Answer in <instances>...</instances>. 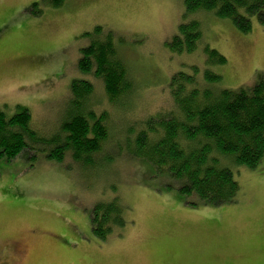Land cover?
Masks as SVG:
<instances>
[{"label": "rangeland", "instance_id": "obj_1", "mask_svg": "<svg viewBox=\"0 0 264 264\" xmlns=\"http://www.w3.org/2000/svg\"><path fill=\"white\" fill-rule=\"evenodd\" d=\"M194 19L195 49L174 51L179 23ZM251 22L243 33L229 18L186 13L183 0H65L56 8L0 0V110L11 116L26 107L36 137L32 149L0 159V264H264V157L252 169L231 166L235 201L193 206L167 188L164 172L124 155L135 149L123 126L139 130L174 107L175 73L198 67L199 83L210 85L203 71H216L213 86L234 91L264 80V24L257 15ZM94 26L115 32L136 86L117 105L77 66L81 48L97 36ZM206 45L225 64L206 61ZM82 78L93 86L92 110L107 112L110 127L90 168L71 152L61 161L46 156L72 112L71 82ZM114 198L125 224L99 242L90 231L92 207Z\"/></svg>", "mask_w": 264, "mask_h": 264}, {"label": "trees", "instance_id": "obj_2", "mask_svg": "<svg viewBox=\"0 0 264 264\" xmlns=\"http://www.w3.org/2000/svg\"><path fill=\"white\" fill-rule=\"evenodd\" d=\"M42 1L54 8L65 2ZM183 4L188 14L207 11L229 18L243 33L252 29V16L257 15L264 24V0H183ZM178 29L170 39L171 48L193 51L201 36L198 21L181 22ZM93 32L97 36L81 48L77 66L98 78L106 98L117 105L136 89L130 67L123 59L115 32L103 31L101 26H94ZM204 50L210 64L227 61L218 49L206 45ZM203 72L210 85L199 83L198 67L192 73H175L169 93L173 110L156 116L158 119L150 116L139 130L123 126L125 139L135 149V156L124 155L137 161L145 158L157 173L164 172L169 181L167 188H176L184 203L193 206L235 201L240 187L231 166L252 169L264 157V80L248 89H217L213 84L221 75L209 69ZM69 89L72 112L63 121V136L55 138L50 148L47 146L46 156L61 161L65 153L71 152L90 168L96 153L108 145L107 112L92 110L97 102L91 99L93 86L88 79L72 80ZM30 122L31 113L26 107L18 106L11 116L0 110V159L12 161L23 150L33 148L31 143L36 137ZM110 160L108 157L107 163ZM124 211V205L115 198L95 204L89 217L92 235L99 242L107 240L115 227L125 224Z\"/></svg>", "mask_w": 264, "mask_h": 264}]
</instances>
